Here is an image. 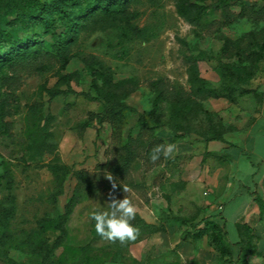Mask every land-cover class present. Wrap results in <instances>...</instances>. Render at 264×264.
<instances>
[{
    "label": "trees",
    "instance_id": "obj_1",
    "mask_svg": "<svg viewBox=\"0 0 264 264\" xmlns=\"http://www.w3.org/2000/svg\"><path fill=\"white\" fill-rule=\"evenodd\" d=\"M140 1L34 0L28 3L23 0H0V136L13 135L12 116L21 108L17 88L22 73H38L52 65H57L58 83H64L66 87H48L46 83L42 84V91L50 99L73 93L101 103V111L92 113L87 120L82 121L79 130L83 132L95 119L99 123L108 121L112 127V140L108 148L110 157L104 173H93L85 168L73 170L58 156L45 163L55 182L48 195L53 204L64 194L68 177H73L75 183L63 207L38 217L36 226L30 230L15 231L12 228L17 208L15 181L12 169L0 153V184L7 190L6 195L0 198V260L7 264H20L11 256L12 249L25 251L35 264H83L91 260L89 253L92 245L101 239L95 232L94 221L93 235L89 242L78 246H65L68 236L67 222L75 205L85 195L95 191L99 182L111 191V183L105 178L106 173H111L118 183L114 193L118 199L124 198L121 193L122 184L143 190V182L135 181L132 176V167L138 159H143L147 169L164 161L163 157L155 163L149 159L154 146L167 143L159 135V130L168 124L175 133L185 132L181 130L182 126L177 117H186L192 112L212 115L202 104L210 97H224L231 103L237 102L248 91L245 81L259 71L260 64L264 61V3H246L244 0H175L177 13L194 27L197 36H201L205 30L220 34V52L215 55L198 44L192 46L185 38H178L184 48L183 60L187 65L189 87L174 84L164 76L152 78L148 82L154 93L151 111L148 116L138 112L127 104L126 99L139 88V80L134 77L117 79L112 69L96 54L85 53L77 46L83 32L108 24L118 26L121 43L144 37L148 28L139 26L136 21L139 12L134 8L135 3ZM217 13L219 17L210 19ZM241 19L248 20L253 27L237 38L222 34L223 27ZM73 58L80 59L92 76L88 91H77L72 87L71 82L82 77L79 70L64 71ZM202 59L216 60L215 70L220 76L219 85L201 75L199 61ZM92 90L94 95L91 94ZM43 108L44 103L40 101L28 106L35 119L34 127L28 132V161L42 162L44 155L55 148L50 126L56 115L51 112L45 114ZM128 110L138 112V129L135 134L129 133L126 141L120 144L122 126ZM162 110L168 111L170 119L159 118L158 112ZM200 134L205 141L224 140V133L215 122H210ZM258 202L262 203L259 199ZM201 221H204V225L200 228L195 226L199 229L197 233L207 234L209 242L223 256L228 254L229 246L224 242L223 228L207 217H202ZM132 223L139 228L137 240L165 230L163 224L149 222L138 212ZM250 231V227L242 226V239L238 242V246L247 254L254 253L256 249ZM131 242L123 245L119 242L109 243L124 247ZM60 248L62 251L58 253ZM242 264L246 262L243 261Z\"/></svg>",
    "mask_w": 264,
    "mask_h": 264
},
{
    "label": "rangeland",
    "instance_id": "obj_2",
    "mask_svg": "<svg viewBox=\"0 0 264 264\" xmlns=\"http://www.w3.org/2000/svg\"><path fill=\"white\" fill-rule=\"evenodd\" d=\"M28 3L34 0H23ZM246 3L264 0H244ZM4 9V6H1ZM138 10L137 23L148 28L144 37L121 43L119 28L111 24L104 27L90 28L82 33L77 48L85 53L96 54L103 63L110 67L117 79L134 77L139 80V88L126 99L127 104L138 112L149 115L152 108L153 91L148 85L152 78L164 76L174 84L189 87L187 65L183 60V47L178 38H185L193 46L218 55L222 45L220 34L205 30L201 36L194 33V27L185 21L175 7V0H156L149 2L141 0L135 3ZM238 10V7L234 8ZM219 17L218 13L210 19ZM253 27L246 19H241L230 26L222 28V34L233 38L241 36ZM197 52V51H194ZM216 60L202 59L199 61L201 75L215 85L220 84V76L215 70ZM79 70L82 77L72 81V87L77 91L90 89L92 76L87 72L83 62L73 58L64 71ZM65 88L64 83H58L57 65L38 73L24 71L20 85L17 88L20 110L12 116L13 135L0 136V153L6 164L12 169L14 176V192L17 196L16 217L12 221L15 231L30 230L36 226V219L45 213H51L55 208L61 209L75 183L73 177L65 181V192L53 204L48 195L54 188V177L46 162L58 156L73 170L85 168L93 173H104L107 169L110 154L108 148L112 140V127L108 121L99 123L96 119L83 132L79 124L87 120L92 113L101 111V103L82 94L59 95L53 99L42 91L41 85ZM248 91L235 103L226 98H208L202 102L203 107L212 112L206 115L202 112H192L186 117H177L181 130L175 133L168 124L159 130L167 143H176L179 147L174 159L163 161L151 169H147L143 159H138L132 167V176L137 182H143L144 189H131L127 195L136 204L138 213L147 221L163 224L164 231L145 235L127 246L119 247L100 239L93 243L90 250L91 260L83 264H167L176 261V248L171 241L181 236L185 238L197 230V220L204 215L199 207L203 201L202 195L209 196L208 186L198 185L193 175L203 171L206 163L205 140L201 136L210 122L219 124L223 133L232 132V120L238 117L242 102L247 96H255L261 100L264 92V61L252 78L245 81ZM91 94H95L94 90ZM40 101L44 103L43 112L56 115L50 129L53 132L52 141L55 148L44 155L42 162L28 161L26 145L29 141L28 132L35 125L28 106ZM138 112L128 110L122 126L119 143L126 141L129 133L135 134L138 127L136 121ZM162 120L170 119L167 110L158 112ZM264 150V143L259 145ZM241 174L248 170V163L233 164ZM2 168V167H1ZM263 172L261 168L260 173ZM244 176V175H243ZM109 189L99 182V187L83 197L75 207L68 222V236L65 246L83 245L92 238L93 224L90 213L107 210ZM7 193L0 184V198ZM125 196L126 193L121 191ZM53 238V234H51ZM60 248L57 252H61ZM11 256L20 264H35L33 259L23 250L12 249ZM0 264H7L0 260ZM74 264H81L80 262Z\"/></svg>",
    "mask_w": 264,
    "mask_h": 264
},
{
    "label": "crops",
    "instance_id": "obj_3",
    "mask_svg": "<svg viewBox=\"0 0 264 264\" xmlns=\"http://www.w3.org/2000/svg\"><path fill=\"white\" fill-rule=\"evenodd\" d=\"M242 104L238 117L232 120L233 131L224 133V140L205 141V167L193 175L198 185L208 186L209 191L207 198L198 196L205 202L199 204L204 215L197 220V228L204 225L202 217L216 222L223 228L229 253L223 256L209 236L197 229L171 241L176 261L167 264H264V150L259 149L264 143V92L261 100L249 95ZM242 162L248 163L244 176L242 169L234 171L233 167ZM242 226L251 229L256 247L252 254L238 246Z\"/></svg>",
    "mask_w": 264,
    "mask_h": 264
},
{
    "label": "clouds",
    "instance_id": "obj_4",
    "mask_svg": "<svg viewBox=\"0 0 264 264\" xmlns=\"http://www.w3.org/2000/svg\"><path fill=\"white\" fill-rule=\"evenodd\" d=\"M179 147L176 143H162L154 146L149 155L152 163L157 162L163 157L165 161L174 159L178 154ZM105 178L111 183L109 192V202L107 210L93 211L90 213V219L94 221L96 234L103 240L120 244H126L137 240L139 228L132 221L137 216V206L133 203L128 193L131 189L122 184L123 192L126 193L123 199H118L114 195L118 183L111 173H106Z\"/></svg>",
    "mask_w": 264,
    "mask_h": 264
}]
</instances>
